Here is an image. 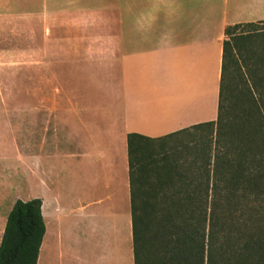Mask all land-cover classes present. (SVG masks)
Segmentation results:
<instances>
[{"label":"crops","instance_id":"0c3cea01","mask_svg":"<svg viewBox=\"0 0 264 264\" xmlns=\"http://www.w3.org/2000/svg\"><path fill=\"white\" fill-rule=\"evenodd\" d=\"M261 21L264 0H0V63L34 96L15 163L42 200L37 264H134L128 134L216 121L226 27Z\"/></svg>","mask_w":264,"mask_h":264},{"label":"trees","instance_id":"16d2710c","mask_svg":"<svg viewBox=\"0 0 264 264\" xmlns=\"http://www.w3.org/2000/svg\"><path fill=\"white\" fill-rule=\"evenodd\" d=\"M263 25L226 27L216 121L157 138L128 134L134 264H241L234 208L264 182V74L258 72L264 54L253 39L254 33L264 35ZM245 27L253 29L236 32ZM203 127L216 128L225 139L216 169H205L204 178L177 159L154 157L153 142ZM214 176L225 185L211 183ZM45 230L42 200L18 199L0 242V264H37Z\"/></svg>","mask_w":264,"mask_h":264},{"label":"rangeland","instance_id":"374dc122","mask_svg":"<svg viewBox=\"0 0 264 264\" xmlns=\"http://www.w3.org/2000/svg\"><path fill=\"white\" fill-rule=\"evenodd\" d=\"M264 27L261 26V28ZM253 27L237 29V33L245 30H252ZM254 44L261 54H264V35L254 33ZM243 54H245L243 52ZM245 57L247 55L245 54ZM252 66L253 62L249 61ZM245 65V64H244ZM8 65L0 63V122L10 119L11 130V157L10 167L2 168L0 160V196L2 205L0 206V232H3V218H5L11 206L19 199L18 197V177L16 171V151H17V131L19 122H25V111L19 109L23 103H32V95L18 94V83L16 72L5 68ZM244 72L249 74L247 65L243 67ZM259 74H264V66L258 70ZM262 89V88H261ZM264 91V88L262 89ZM27 113V112H26ZM238 113V111H237ZM225 144V139L217 133L216 128L203 127L171 136L165 141L153 142L154 157L158 159H177L185 167H191L196 177L204 178L205 169L214 171L215 154L217 148ZM223 143V144H222ZM227 143V142H226ZM232 153V152H231ZM212 157L211 165L208 166L205 156ZM207 165V166H206ZM211 174L213 175V172ZM224 186V182H216L214 176L211 183ZM30 187L23 188L22 193H27ZM234 216L238 229L236 231L237 259L241 264H264V182L255 190L248 193V196L235 205Z\"/></svg>","mask_w":264,"mask_h":264}]
</instances>
